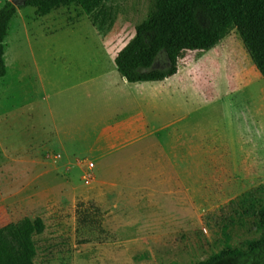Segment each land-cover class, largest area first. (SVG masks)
<instances>
[{
	"label": "rangeland",
	"instance_id": "obj_1",
	"mask_svg": "<svg viewBox=\"0 0 264 264\" xmlns=\"http://www.w3.org/2000/svg\"><path fill=\"white\" fill-rule=\"evenodd\" d=\"M154 1L123 0L91 16L78 0L48 12L28 4L13 20L0 77V224L42 217L37 264H198L225 248L250 251L228 264H264V245L248 244L264 235V77L238 29L189 52L152 95L137 90L133 105L150 119L132 111L134 123L87 149L103 122L89 98L95 86L78 75L117 69L116 53ZM169 65L161 50L154 67ZM41 118L61 139L55 150L24 140L28 127L47 135Z\"/></svg>",
	"mask_w": 264,
	"mask_h": 264
},
{
	"label": "trees",
	"instance_id": "obj_2",
	"mask_svg": "<svg viewBox=\"0 0 264 264\" xmlns=\"http://www.w3.org/2000/svg\"><path fill=\"white\" fill-rule=\"evenodd\" d=\"M74 0H26L17 4L7 0L0 7V77L7 73L5 40L20 7L39 5L50 11L57 4ZM91 16L103 8L110 14L123 0H78ZM93 21L97 24L94 15ZM234 28L238 29L257 68L264 77V0H155L135 34L115 55L121 75L129 82L159 80L177 74L191 51L205 52L217 45ZM161 50H166L170 65L154 67ZM42 217L24 216L0 224V264H37L34 233L43 232ZM251 250L262 249L264 235L248 241ZM242 248H225L198 264H228V259L248 255ZM223 262V263H222Z\"/></svg>",
	"mask_w": 264,
	"mask_h": 264
},
{
	"label": "crops",
	"instance_id": "obj_3",
	"mask_svg": "<svg viewBox=\"0 0 264 264\" xmlns=\"http://www.w3.org/2000/svg\"><path fill=\"white\" fill-rule=\"evenodd\" d=\"M117 66V65H116ZM167 78V77H166ZM164 78V79H166ZM78 84L79 85H93L95 88L93 89L92 95L89 97L96 109L102 114V122L100 130L97 129L98 134L93 136V139L87 143V149L95 150L102 149L98 144L100 142H107L105 139L100 140L97 135L110 136V133L117 131L118 128H114L115 125L121 126L123 124H132L135 120L140 119L142 114L146 112L148 118L150 119V114L148 113V109L144 108H135L133 105L134 101L136 105L141 106L138 97H141V94L137 92V90H141L144 94L152 95L154 92H151V89L157 87V85H152L153 82H158L164 79L159 80H148L140 82H129L126 78H124L120 71L113 66L107 65L102 67H89L86 68L85 73L80 72L78 75ZM162 83V82H161ZM151 84V85H146ZM136 88V90L134 89ZM165 89H163V92ZM88 98V99H89ZM31 104V101H29ZM119 103V104H118ZM118 104V105H116ZM31 106V105H30ZM29 106L30 113L24 112V121L27 123L29 121V126L32 124L33 119H37L35 113H32L31 107ZM132 111L135 112L134 116L136 119H133ZM124 116V118H120V115ZM149 131V123H147ZM55 127V126H54ZM37 128L43 134H47L50 126L48 124H44L42 118L40 122L37 123ZM33 127H28V133L25 137V142L28 144L29 149L33 150H55V147H59L61 144L60 138H55L54 135L49 136L48 134L43 137L41 140L39 139L38 131L31 130ZM107 131V132H104ZM174 132V130L172 131ZM170 132V134L172 133ZM173 134V133H172ZM141 135V134H137ZM182 134L175 133L174 140H178ZM187 139L185 138L184 141ZM35 143V145H34ZM108 143V142H107ZM122 142H119L120 144ZM40 144V146H39ZM117 144V145H118ZM121 148V146H111L109 149Z\"/></svg>",
	"mask_w": 264,
	"mask_h": 264
}]
</instances>
